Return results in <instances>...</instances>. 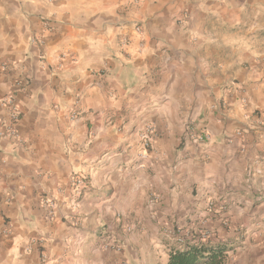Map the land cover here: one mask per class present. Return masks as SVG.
Here are the masks:
<instances>
[{
	"label": "crops",
	"instance_id": "crops-1",
	"mask_svg": "<svg viewBox=\"0 0 264 264\" xmlns=\"http://www.w3.org/2000/svg\"><path fill=\"white\" fill-rule=\"evenodd\" d=\"M250 37L264 50V0H0V122L7 99L19 113L17 137L0 138V264L151 263L152 238L182 247L175 228L230 251L264 240V56L249 58ZM93 87L99 106L112 96L125 151L95 177L69 175L56 128L71 117L91 132L79 114ZM45 226L64 230L49 244ZM243 264H264V247Z\"/></svg>",
	"mask_w": 264,
	"mask_h": 264
},
{
	"label": "clouds",
	"instance_id": "clouds-1",
	"mask_svg": "<svg viewBox=\"0 0 264 264\" xmlns=\"http://www.w3.org/2000/svg\"><path fill=\"white\" fill-rule=\"evenodd\" d=\"M243 11V10H242ZM259 15V13H258ZM237 23H241V21H237ZM252 29L250 28L249 31ZM249 48L247 51L249 52L250 59H253L255 62H259L258 58L264 56V50H259L256 47L255 38H249ZM240 69H236V73L239 74ZM264 75V74H262ZM114 78V77H110ZM260 77H257L259 79ZM235 87L239 88L240 85H235ZM71 91V89H68ZM96 88L93 87L90 89V98L84 101L83 106L81 107L80 112V122L84 123L88 120L93 121L91 132L87 129H78L76 127L77 121L68 117L67 123L64 121H59L60 128H56L57 132H60L63 129L64 134L68 137L63 141L62 144L57 146V156L58 159L63 163L64 170L69 172L71 175V169L80 167V175L83 176L85 173L90 174L92 177H95L97 172L101 170V168L108 165L111 161L113 163L118 162L119 153H123L125 151V144L121 141L119 125L122 123L121 120H114L108 115V110L111 107H115L110 103L112 100L111 95L104 94V103L102 106L96 104L95 100L91 98V93H94ZM68 113V112H67ZM67 113H65L67 115ZM72 121H75L73 124ZM67 153L65 156L64 153ZM110 180V177H109ZM89 185H87V189H89ZM85 195V191L80 193L79 200ZM66 207L70 208L72 212H77L79 205L76 204H66ZM243 210L237 213L236 216L232 217V224L234 225L237 220L244 215ZM264 227V226H262ZM64 228L57 227L54 230H50L47 226L43 228H39L41 233V238H43L42 234L44 232L50 233L49 235V244L51 241L55 240L57 235ZM213 237H216L218 240H222L225 236L224 232H221L219 236H217L216 232L210 234ZM257 237L264 236V231L257 233ZM68 244L72 243L71 237L68 238ZM150 243L155 247L159 248L160 245L155 238L150 240ZM224 243H227L224 240ZM264 247V240H259L258 243L246 245L243 247H238L233 251H230L229 264H243L244 257L250 251L256 248ZM30 252V248L25 246V255ZM12 253H9V256L12 257ZM7 264H16V261L10 260ZM19 264H24L23 260L19 261Z\"/></svg>",
	"mask_w": 264,
	"mask_h": 264
},
{
	"label": "built area",
	"instance_id": "built-area-1",
	"mask_svg": "<svg viewBox=\"0 0 264 264\" xmlns=\"http://www.w3.org/2000/svg\"><path fill=\"white\" fill-rule=\"evenodd\" d=\"M133 31L136 34H139L140 33V27L138 25H135ZM122 44L126 45L127 40L123 39ZM5 104L9 107L8 108L9 112H8L7 119L0 122V138H5V137L16 138L17 133H16V130L14 128V125L18 120L19 113H18L17 108L14 106V103L12 100H9V99L5 100ZM152 135H153V130L150 126L145 127L144 130L139 135L141 146H142V149L144 151L149 149L150 140H151ZM208 139H209V136L207 134H204V133L196 134L192 131H189V133H188V140H191V141L198 143L200 145L205 144ZM73 183H74L75 187L77 189H79L83 185V180L78 178V179H75L73 181ZM77 189L75 190L76 195L78 194ZM43 206L48 210V213L50 215L53 214V212L55 210V204L53 201L44 200ZM127 231H130V228H127ZM169 234L172 235L173 237H175L174 232H169ZM175 241L178 245H181V246H183L185 244V238L182 235H178L175 238ZM103 247L105 250L114 251L116 253H120L122 250L120 245H117L115 243H113V244L108 243L106 241L103 243Z\"/></svg>",
	"mask_w": 264,
	"mask_h": 264
},
{
	"label": "trees",
	"instance_id": "trees-1",
	"mask_svg": "<svg viewBox=\"0 0 264 264\" xmlns=\"http://www.w3.org/2000/svg\"><path fill=\"white\" fill-rule=\"evenodd\" d=\"M226 245L186 242L182 247L168 250L166 264H224L227 253L232 249Z\"/></svg>",
	"mask_w": 264,
	"mask_h": 264
},
{
	"label": "rangeland",
	"instance_id": "rangeland-1",
	"mask_svg": "<svg viewBox=\"0 0 264 264\" xmlns=\"http://www.w3.org/2000/svg\"><path fill=\"white\" fill-rule=\"evenodd\" d=\"M170 232H174L175 233V237H173L172 235H170L171 237L169 239H172L171 241L169 242H172V243H176L175 241V238L178 236V235H182L184 238H185V241H187V239L190 237L189 233H182L181 230H177L176 228L173 229V231L171 230ZM167 242V241H166ZM170 248H168L166 245H163L162 247H159V248H155V259L152 257V260H151V263H146V264H163L165 262V260L167 259V255H168V250ZM136 264H140V263H136Z\"/></svg>",
	"mask_w": 264,
	"mask_h": 264
}]
</instances>
